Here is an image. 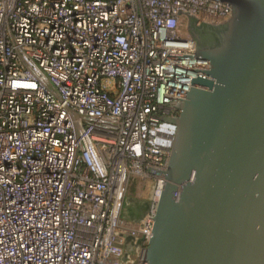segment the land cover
<instances>
[{
	"label": "built area",
	"instance_id": "obj_1",
	"mask_svg": "<svg viewBox=\"0 0 264 264\" xmlns=\"http://www.w3.org/2000/svg\"><path fill=\"white\" fill-rule=\"evenodd\" d=\"M178 10L231 15L221 0H0V264H148L165 182L151 169L209 68ZM132 175L155 180L139 227Z\"/></svg>",
	"mask_w": 264,
	"mask_h": 264
},
{
	"label": "water",
	"instance_id": "obj_2",
	"mask_svg": "<svg viewBox=\"0 0 264 264\" xmlns=\"http://www.w3.org/2000/svg\"><path fill=\"white\" fill-rule=\"evenodd\" d=\"M221 1L222 22L177 12L209 68L177 105L167 168L151 169L165 182L148 264H264V0Z\"/></svg>",
	"mask_w": 264,
	"mask_h": 264
},
{
	"label": "rangeland",
	"instance_id": "obj_3",
	"mask_svg": "<svg viewBox=\"0 0 264 264\" xmlns=\"http://www.w3.org/2000/svg\"><path fill=\"white\" fill-rule=\"evenodd\" d=\"M186 27L187 22L183 23V28L185 30H187ZM154 182V178L150 176L132 175L128 184L127 197H132L135 201L140 203L147 202L153 190ZM144 215L145 212L140 213V218L136 221L138 227Z\"/></svg>",
	"mask_w": 264,
	"mask_h": 264
},
{
	"label": "bare ground",
	"instance_id": "obj_4",
	"mask_svg": "<svg viewBox=\"0 0 264 264\" xmlns=\"http://www.w3.org/2000/svg\"><path fill=\"white\" fill-rule=\"evenodd\" d=\"M213 22H216V21H213ZM142 203L140 202H135V201H132L129 203V207L131 209V212L133 213V215H135L136 217L140 216V209L142 208Z\"/></svg>",
	"mask_w": 264,
	"mask_h": 264
},
{
	"label": "flooded vegetation",
	"instance_id": "obj_5",
	"mask_svg": "<svg viewBox=\"0 0 264 264\" xmlns=\"http://www.w3.org/2000/svg\"><path fill=\"white\" fill-rule=\"evenodd\" d=\"M139 212L141 213V212H144V211H143V209L141 208Z\"/></svg>",
	"mask_w": 264,
	"mask_h": 264
}]
</instances>
